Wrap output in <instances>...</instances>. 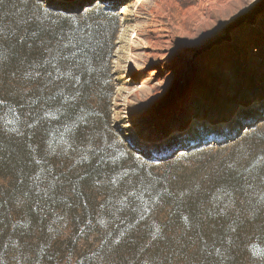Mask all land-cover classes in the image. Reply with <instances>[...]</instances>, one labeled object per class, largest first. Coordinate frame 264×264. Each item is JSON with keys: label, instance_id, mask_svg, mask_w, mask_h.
Instances as JSON below:
<instances>
[{"label": "rangeland", "instance_id": "obj_1", "mask_svg": "<svg viewBox=\"0 0 264 264\" xmlns=\"http://www.w3.org/2000/svg\"><path fill=\"white\" fill-rule=\"evenodd\" d=\"M0 99L3 264H264V0H3Z\"/></svg>", "mask_w": 264, "mask_h": 264}, {"label": "snow or ice", "instance_id": "obj_2", "mask_svg": "<svg viewBox=\"0 0 264 264\" xmlns=\"http://www.w3.org/2000/svg\"><path fill=\"white\" fill-rule=\"evenodd\" d=\"M41 2L42 3H46L47 0H41ZM2 3H3V0H0V4H2ZM42 32H43V29H42ZM69 43H71V40H69ZM67 47H68V45H64V48H67ZM49 51H51V50L49 49ZM63 59L67 60V57H63ZM53 67H54V70L57 73H60L61 75H71V73H61V69L58 66H53ZM48 75H49V77H51V72H49ZM3 103H4V101L2 99H0V105H2ZM0 131H2V129H0ZM51 151H55V150L54 149H51ZM216 199L219 200L220 199V196L218 195L216 197ZM262 199H264V192H262ZM101 223H102V221H101ZM0 264H3V261H0Z\"/></svg>", "mask_w": 264, "mask_h": 264}, {"label": "bare ground", "instance_id": "obj_3", "mask_svg": "<svg viewBox=\"0 0 264 264\" xmlns=\"http://www.w3.org/2000/svg\"><path fill=\"white\" fill-rule=\"evenodd\" d=\"M135 67V66H134ZM262 67L263 65L262 64H259L257 67H256V75H257V78H260L262 76Z\"/></svg>", "mask_w": 264, "mask_h": 264}]
</instances>
